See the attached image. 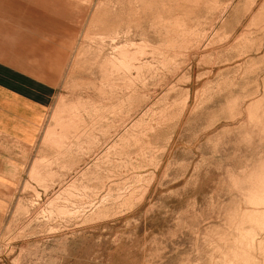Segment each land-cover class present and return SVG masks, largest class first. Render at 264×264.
<instances>
[{"label": "rangeland", "instance_id": "374dc122", "mask_svg": "<svg viewBox=\"0 0 264 264\" xmlns=\"http://www.w3.org/2000/svg\"><path fill=\"white\" fill-rule=\"evenodd\" d=\"M0 65L51 95L0 264H264V0H0Z\"/></svg>", "mask_w": 264, "mask_h": 264}, {"label": "crops", "instance_id": "0c3cea01", "mask_svg": "<svg viewBox=\"0 0 264 264\" xmlns=\"http://www.w3.org/2000/svg\"><path fill=\"white\" fill-rule=\"evenodd\" d=\"M24 84L0 69V211L25 174L51 101L50 92Z\"/></svg>", "mask_w": 264, "mask_h": 264}, {"label": "snow or ice", "instance_id": "6c2138e0", "mask_svg": "<svg viewBox=\"0 0 264 264\" xmlns=\"http://www.w3.org/2000/svg\"><path fill=\"white\" fill-rule=\"evenodd\" d=\"M0 67H2V65H0Z\"/></svg>", "mask_w": 264, "mask_h": 264}]
</instances>
